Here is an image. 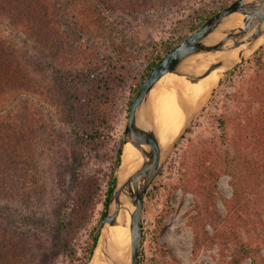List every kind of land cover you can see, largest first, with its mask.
Returning <instances> with one entry per match:
<instances>
[{
    "label": "rangeland",
    "instance_id": "374dc122",
    "mask_svg": "<svg viewBox=\"0 0 264 264\" xmlns=\"http://www.w3.org/2000/svg\"><path fill=\"white\" fill-rule=\"evenodd\" d=\"M234 1L52 0L56 23L64 36L70 32L66 36L67 43L70 40L75 44H88L98 51L102 61L112 58L123 64L131 77L116 99L113 127L105 133L101 143L96 149L78 147L81 148V158L76 163L79 181L74 179L75 159L66 140L51 131H37V137L28 144L26 153L33 171L39 173L43 192L35 194L31 201L0 202V221L10 222L28 234L24 241H28L31 253L18 264H89L92 256L86 260L85 243L90 232L100 225L108 184L112 178H117L130 97L152 52L171 37L189 36L190 22L201 9L218 10ZM104 2L106 8L102 6ZM0 39L21 50L28 49L32 53L36 50V41L29 33L2 14ZM43 52L41 49L39 53ZM226 71L209 90L205 102L189 113L188 116H195L193 125L170 152L148 190L149 195L147 192L145 196L140 264H229L234 246L224 247L219 237L198 248L196 253L193 251L195 227L190 218L197 215L198 207L213 208L206 191L212 180H206L202 174L203 153L208 160L206 165L219 174L214 195L216 216L212 223L207 221L205 227L209 236L237 231L241 240L259 248L260 257L264 259V169L258 168L261 163L255 161L254 153L248 155L254 152L255 144L247 143L243 137L244 116L252 105L254 111L260 108L255 113L264 115V41L243 62ZM161 87L159 90L164 91ZM44 90L41 85L34 90L0 96V118L14 116L27 105L38 109L32 111L34 114H45L50 121L57 119V109L44 96ZM148 114L155 120L157 113L152 98ZM257 119L258 122L263 120L261 116ZM245 156L251 163L245 161ZM89 180L97 184L98 190L96 205L87 214L88 227L75 231L62 243L67 241L68 249L58 247L54 240L55 225L65 211L68 213L69 207L77 205L82 187ZM235 188L241 197V216L245 223L241 220L231 231L232 223L223 220L229 219L225 202L235 198ZM243 264H252V261L246 259Z\"/></svg>",
    "mask_w": 264,
    "mask_h": 264
},
{
    "label": "trees",
    "instance_id": "16d2710c",
    "mask_svg": "<svg viewBox=\"0 0 264 264\" xmlns=\"http://www.w3.org/2000/svg\"><path fill=\"white\" fill-rule=\"evenodd\" d=\"M51 2L52 0H0V14L7 16L14 25L26 30L36 41V50L32 53L28 49L21 50L0 39V96L19 90H34L42 85L46 90L44 96L57 109V119L51 121L45 114L32 113L38 109L29 108L27 105L14 116L0 118V202L15 203L20 199L31 201L35 194H42L39 173L33 171V165L26 153L32 138H36L41 131H51L70 144L75 159L74 179L79 181L80 174L76 163H79L78 160L81 158V148L78 147L96 149L101 143L102 137L113 127L116 99L131 77L123 64L114 62L115 59L112 58L102 61L98 51L88 44H75L70 40L67 43L66 36L70 32L67 31V35L64 36L60 30ZM228 4H224L218 10L201 9L190 22V32L195 31ZM102 6L106 8L105 2ZM185 38L171 37L156 46L147 68L132 91L130 106L148 74ZM41 49L44 50L43 53H39ZM32 72L37 75H33ZM253 107L254 105L244 116L243 129L246 132L243 137L247 143L250 141L255 144L254 152L248 155L254 153L255 161L261 163L258 168L264 169V115L255 113L260 108L254 111ZM260 116L263 120L258 122L257 117ZM120 156L117 167L121 164ZM207 161L203 153L200 160L202 174L206 180H212L208 183L206 191L213 208L210 210V206L206 209L198 207L197 215L190 218L191 224L195 227L194 253L204 244L217 241L219 237L220 244L224 247L230 244L234 246L229 264H243L246 259H250L252 264H264L259 248L247 244L241 240L237 231H232L235 224L245 220L241 216V197L236 188L235 198L225 202L229 209V219L223 220L232 223V228L229 226L232 232L223 231L222 234L209 236L205 227L207 221L212 223L216 216L213 209L219 174L212 166L206 165ZM245 161L251 163L247 156ZM257 163L255 165H258ZM115 181L116 178H112L108 184L100 225L90 232L85 243L86 260L92 256L97 245ZM82 189L84 190L77 205L69 207L68 213L65 211V215L63 214L55 225L54 240L58 247L68 249L67 241L65 244L62 243L75 231L88 227L87 214L96 205L98 186L93 180H89ZM149 193L150 191L147 195ZM27 237L26 232L16 229L12 223L0 221V264H18L23 257H29L31 247L28 241L26 243L24 241Z\"/></svg>",
    "mask_w": 264,
    "mask_h": 264
},
{
    "label": "water",
    "instance_id": "95a60500",
    "mask_svg": "<svg viewBox=\"0 0 264 264\" xmlns=\"http://www.w3.org/2000/svg\"><path fill=\"white\" fill-rule=\"evenodd\" d=\"M242 15L241 26L229 28L227 23ZM264 37V0H236L223 8L199 28L187 36L179 46L169 52L148 74L138 94L134 98L128 114L123 143H131L141 156V166L123 183L119 173L105 211L97 245L89 264L100 255L107 264H140L144 242L143 211L145 196L160 174L173 148L184 138L193 125L195 116H187L184 126L166 152L162 151L160 139L155 131V120L148 114L151 91L167 74H177L195 82L223 66L222 60L210 64L205 71H189L184 68L188 61L196 57H206L246 47L239 59L228 69L239 65L258 47L257 41ZM256 44V45H255ZM256 47V48H255ZM227 70V71H228ZM226 71V72H227ZM122 163V161H121ZM121 166V164H120ZM129 218L131 246L128 260L121 262L108 244V230L117 222L120 213Z\"/></svg>",
    "mask_w": 264,
    "mask_h": 264
},
{
    "label": "bare ground",
    "instance_id": "6f19581e",
    "mask_svg": "<svg viewBox=\"0 0 264 264\" xmlns=\"http://www.w3.org/2000/svg\"><path fill=\"white\" fill-rule=\"evenodd\" d=\"M242 20V15L236 16L227 23V26L229 28L241 26ZM263 41L264 37L257 41L256 47L261 46ZM244 50H246V47L242 48L241 46V49L238 48L229 52L209 55L206 59L205 57H196L188 61L184 68L189 71L202 72L207 70L210 64L217 60H222V67L198 81L193 82L187 77L170 73L161 78L155 85L150 95L154 101V108L157 113L155 131L160 139L163 152L167 151L173 138L182 129L189 113L205 102L209 96V90L215 86L219 77L229 68L231 62L239 59L240 52ZM160 86H162L161 89L165 90H159ZM181 96L182 98H180ZM141 164L142 156L139 150L131 143L125 144L119 173L120 182H125ZM107 235L109 239L108 244L112 247L111 250L121 262L125 263L129 258L131 246V230L128 216L121 212L116 224L109 228ZM93 264L107 263L98 255Z\"/></svg>",
    "mask_w": 264,
    "mask_h": 264
}]
</instances>
